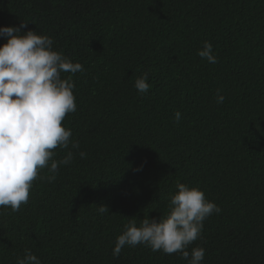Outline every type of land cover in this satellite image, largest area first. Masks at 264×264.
<instances>
[{
	"label": "trees",
	"instance_id": "obj_1",
	"mask_svg": "<svg viewBox=\"0 0 264 264\" xmlns=\"http://www.w3.org/2000/svg\"><path fill=\"white\" fill-rule=\"evenodd\" d=\"M21 22L83 66L62 121L79 148L54 182L39 171L19 211L0 207V264L25 249L41 264H187L141 244L112 255L129 219L167 215L178 183L221 209L189 252L264 264V0H0V27ZM205 41L215 64L198 55Z\"/></svg>",
	"mask_w": 264,
	"mask_h": 264
},
{
	"label": "clouds",
	"instance_id": "obj_2",
	"mask_svg": "<svg viewBox=\"0 0 264 264\" xmlns=\"http://www.w3.org/2000/svg\"><path fill=\"white\" fill-rule=\"evenodd\" d=\"M26 27L23 22L19 27H0V37L6 39L0 44V207H8L12 212L28 203L33 181L41 169L47 168L51 174L46 179L54 182L58 168L71 164L72 150L79 148L78 141L70 140L72 132L62 127V121L76 111L72 75L82 72L83 66L54 50L51 37L33 30L22 31ZM198 55L212 64L218 62L212 44L207 41ZM62 73L70 75L62 78ZM147 80V73L135 79L134 87L140 94L149 91ZM224 100L218 91L217 103ZM180 119L181 113L175 112V121L178 123ZM58 147L67 151L56 160L54 150ZM79 156L84 158L86 153L81 151ZM176 188L167 215L158 219L143 217L139 224L135 217L129 219L115 240L114 258L119 257L125 246L141 244L153 252H179L187 264H202L204 248L194 247L189 252V245L200 237L203 222L221 209L196 187L178 183ZM98 211L105 213L108 209L101 205ZM16 264H41V261L30 249H25Z\"/></svg>",
	"mask_w": 264,
	"mask_h": 264
}]
</instances>
